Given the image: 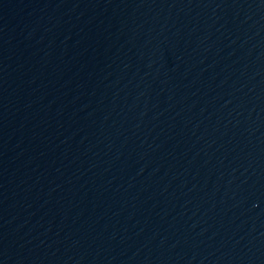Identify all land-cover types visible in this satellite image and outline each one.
I'll list each match as a JSON object with an SVG mask.
<instances>
[{
  "label": "water",
  "instance_id": "obj_1",
  "mask_svg": "<svg viewBox=\"0 0 264 264\" xmlns=\"http://www.w3.org/2000/svg\"><path fill=\"white\" fill-rule=\"evenodd\" d=\"M0 264H264V0H0Z\"/></svg>",
  "mask_w": 264,
  "mask_h": 264
}]
</instances>
